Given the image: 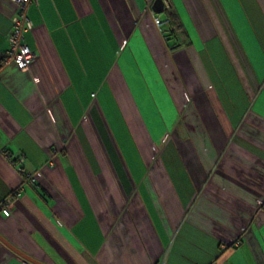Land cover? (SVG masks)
I'll use <instances>...</instances> for the list:
<instances>
[{
  "label": "crops",
  "instance_id": "0c3cea01",
  "mask_svg": "<svg viewBox=\"0 0 264 264\" xmlns=\"http://www.w3.org/2000/svg\"><path fill=\"white\" fill-rule=\"evenodd\" d=\"M154 1L27 8L35 58L0 71V235L37 261L264 264V0ZM16 12L0 0V52ZM0 264L30 263L0 241Z\"/></svg>",
  "mask_w": 264,
  "mask_h": 264
},
{
  "label": "built area",
  "instance_id": "2783aa9c",
  "mask_svg": "<svg viewBox=\"0 0 264 264\" xmlns=\"http://www.w3.org/2000/svg\"><path fill=\"white\" fill-rule=\"evenodd\" d=\"M17 6V12L12 17V31L8 38V49L0 52V71L9 64H15L21 71H27L30 64L35 58V53L26 45L24 33L33 28L31 21L27 17V8L32 2L37 0H11ZM166 4V3H165ZM152 19L155 27L162 31L164 25L168 24L169 20H161L154 13ZM11 165L17 168L25 178L26 183L33 182V175L27 173L23 167V158H8ZM12 208V198L9 196L1 205L0 210L5 216L10 215ZM264 210V207H263Z\"/></svg>",
  "mask_w": 264,
  "mask_h": 264
},
{
  "label": "water",
  "instance_id": "95a60500",
  "mask_svg": "<svg viewBox=\"0 0 264 264\" xmlns=\"http://www.w3.org/2000/svg\"><path fill=\"white\" fill-rule=\"evenodd\" d=\"M164 0H155L153 5H152V9L155 13L160 12L163 8H164ZM0 241L7 247L9 248L12 252H14L17 256H19L20 258H22L26 263H30V264H44L40 261L35 260L34 258L26 255L25 253H23L22 251H20L19 249H17L16 247H14L12 244H10L7 240H5V238H3L0 235Z\"/></svg>",
  "mask_w": 264,
  "mask_h": 264
},
{
  "label": "rangeland",
  "instance_id": "374dc122",
  "mask_svg": "<svg viewBox=\"0 0 264 264\" xmlns=\"http://www.w3.org/2000/svg\"><path fill=\"white\" fill-rule=\"evenodd\" d=\"M162 16H163V14H162ZM125 152H127V151L125 150ZM263 207H264V203H263V206H262V210H263Z\"/></svg>",
  "mask_w": 264,
  "mask_h": 264
}]
</instances>
